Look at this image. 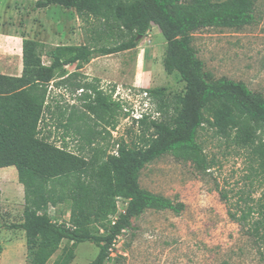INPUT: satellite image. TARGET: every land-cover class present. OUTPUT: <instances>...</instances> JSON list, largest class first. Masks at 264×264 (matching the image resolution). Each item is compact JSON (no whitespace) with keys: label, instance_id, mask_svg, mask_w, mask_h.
I'll return each mask as SVG.
<instances>
[{"label":"trees","instance_id":"trees-1","mask_svg":"<svg viewBox=\"0 0 264 264\" xmlns=\"http://www.w3.org/2000/svg\"><path fill=\"white\" fill-rule=\"evenodd\" d=\"M51 5L63 7L68 19L95 18L128 37L117 45L96 49L85 44L54 46L46 52L51 58L49 65L41 61V50L46 45L23 37L21 75L0 74V168L14 166L23 186L22 218L9 227L24 232L26 264H47L62 240L71 245L64 246L52 264H70L74 248L85 241L98 248L88 264H104L116 238L133 228V219L147 210L182 212L183 203L141 187L140 171L167 153L208 168L198 140L204 125L213 128L217 136H232L258 164L253 174L263 184L262 193L254 207L248 206L236 219L248 223L247 234L264 251V95L242 81L215 78L205 70L191 44L192 33L197 30L254 23L255 1L34 0L35 8ZM151 24L165 40L163 70L177 74L183 83V91L173 95L161 87L148 88L160 112L159 119L141 120L138 135L130 144L122 140L115 143L116 154L103 158L95 153L88 157L74 153L50 141L49 121L53 119L55 127L64 129L75 119L84 121V128L77 129V133L85 136L88 144L94 142V134H99L88 123L90 115L115 126L114 115L120 105L111 100V95L96 83L82 79L78 71L66 73L62 68L76 63L79 69L94 53L109 55L133 49ZM51 82L56 87L82 89L79 99L83 105L78 114L73 109L65 116L61 107L51 105ZM117 196L128 199L125 212L106 225L101 218L116 211ZM61 203L68 204L69 218L58 223L50 219L47 210ZM250 212L256 214L252 220L248 219ZM95 223L103 227L102 233L92 232Z\"/></svg>","mask_w":264,"mask_h":264},{"label":"rangeland","instance_id":"rangeland-1","mask_svg":"<svg viewBox=\"0 0 264 264\" xmlns=\"http://www.w3.org/2000/svg\"><path fill=\"white\" fill-rule=\"evenodd\" d=\"M254 1V23L239 28L200 29L192 33L191 44L205 70L215 78L225 76L242 81L252 91L264 95V0ZM50 16L56 18L52 27L46 22ZM75 18L74 24L56 9L35 8L34 0H0V51L7 52L14 45L16 53L17 48L21 49L23 37L41 40L46 26L54 33L69 36L70 39L60 40L58 45L85 44L96 49L117 45L128 37L119 30H110L98 19ZM13 31L15 38L11 45L8 35ZM53 47L46 45L41 50V61L46 65L47 60L51 62L46 52ZM164 48V37L154 25L138 38L133 49L110 55L94 53L79 69L76 63H67L62 69L66 73L78 71L82 79L96 83L107 94L116 84L134 83L161 87L168 95L179 94L183 83L177 74H166L163 70ZM5 63L0 56V68ZM50 85V103L61 107L65 116L73 109L76 114L82 110L83 101L77 90L56 87L53 82ZM114 116L112 127L90 115L89 125L94 133L99 132L92 136V144L77 133V129L85 126L79 119L66 129L55 127L54 119L49 121V140L74 153L87 157L95 153L103 158L114 152L115 143L122 140L130 144L138 135L139 127L124 122L119 111ZM198 140L208 168L167 153L146 164L139 175L141 187L183 203L184 210L179 214L147 210L133 219V228L116 238L110 258L104 264H264V255H260L264 251L247 234L248 223L236 219L248 206L254 207L262 193L263 184L253 174L258 168L256 160L232 136H217L207 125L199 130ZM18 185V181L11 179L0 184V264H26L24 232L9 227L22 218L24 192L22 184ZM47 213L53 221L66 222L68 204L49 206ZM255 215L250 212L248 219ZM115 216L116 211L101 218V222L110 225ZM91 230L102 233L103 227L95 223ZM67 245L71 242L62 240L47 264H52ZM97 252V246L91 242L78 243L70 264H88Z\"/></svg>","mask_w":264,"mask_h":264},{"label":"built area","instance_id":"built-area-1","mask_svg":"<svg viewBox=\"0 0 264 264\" xmlns=\"http://www.w3.org/2000/svg\"><path fill=\"white\" fill-rule=\"evenodd\" d=\"M77 91L80 93L82 89ZM108 94L111 95L113 102L120 105L119 112L124 122L138 127L141 120L156 121L160 117V112L149 94L148 87L139 86L135 83L129 86L116 84L112 89L108 90ZM111 154H116V148ZM127 201L128 199L123 196L116 197V216L111 221V224L114 223L120 213L125 212Z\"/></svg>","mask_w":264,"mask_h":264},{"label":"crops","instance_id":"crops-1","mask_svg":"<svg viewBox=\"0 0 264 264\" xmlns=\"http://www.w3.org/2000/svg\"><path fill=\"white\" fill-rule=\"evenodd\" d=\"M48 9H56L58 13L60 14L61 13L63 14V10H64L63 7L58 6V5H51V6L46 7V10ZM55 19H56L55 17L50 16L46 21L47 26L52 27L54 25V21H56ZM69 20H73L72 22L75 24V22L77 21V18H73ZM47 26H46V29L43 31V37L38 42L43 43L45 45H49V46H58V44L61 43L60 40H63L65 38L70 39L69 36L67 35L62 34L63 35L62 36L61 32L54 33L52 29ZM151 26H154V24H151ZM14 33L15 32L13 31V34L8 35V37H11V40H10L11 45L13 44V39L15 38ZM35 39L36 38H34V40ZM20 42L22 43V39L20 40ZM12 46L14 47V45ZM13 47L10 48V50H8L7 52L0 51V56L3 58V60L6 61L5 65L0 68V74L11 75V76L21 75V71H22L21 49L17 48V52L15 53ZM46 57L47 59L50 58L49 56H46ZM47 62H48L47 64L49 65L50 61L47 60ZM8 179H11V181H18L16 169L14 168V166L0 168V184L6 183ZM19 185L21 184L19 183ZM18 186L16 187L18 188Z\"/></svg>","mask_w":264,"mask_h":264}]
</instances>
